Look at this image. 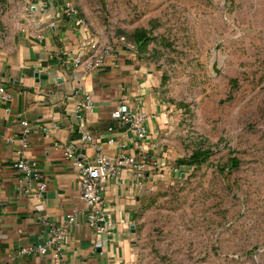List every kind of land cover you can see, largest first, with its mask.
Listing matches in <instances>:
<instances>
[{
	"label": "rangeland",
	"instance_id": "1",
	"mask_svg": "<svg viewBox=\"0 0 264 264\" xmlns=\"http://www.w3.org/2000/svg\"><path fill=\"white\" fill-rule=\"evenodd\" d=\"M69 1L164 103L173 158L121 264H264V0ZM25 11L0 0V54Z\"/></svg>",
	"mask_w": 264,
	"mask_h": 264
},
{
	"label": "crops",
	"instance_id": "2",
	"mask_svg": "<svg viewBox=\"0 0 264 264\" xmlns=\"http://www.w3.org/2000/svg\"><path fill=\"white\" fill-rule=\"evenodd\" d=\"M24 16L0 54V264H59L51 250L20 251L30 242H45L51 224L66 225V264L127 262L136 251L138 211L161 172L148 171L142 188L130 168L104 178L110 223L99 230L87 223L88 206L78 186L80 168L66 150L70 147L83 164L92 162L100 149L81 138L87 130L110 156L149 153L167 167L173 157L163 141L164 103L141 65L119 49L97 70L73 68V52L94 37L78 15L65 11L64 0H26ZM36 71L48 77L37 80ZM87 94L90 105L85 103ZM122 101L149 113L146 137L139 138L112 116ZM23 119L32 125L24 152L19 151ZM21 155L39 161V178L21 182V172L13 166Z\"/></svg>",
	"mask_w": 264,
	"mask_h": 264
},
{
	"label": "built area",
	"instance_id": "3",
	"mask_svg": "<svg viewBox=\"0 0 264 264\" xmlns=\"http://www.w3.org/2000/svg\"><path fill=\"white\" fill-rule=\"evenodd\" d=\"M64 9L67 13L78 15V22L85 23V19L79 11L77 5L69 0H64ZM107 44H102L99 40L93 38L77 52L72 54L73 68L81 67L84 71L91 72L104 66L107 59L115 53ZM9 95V93H8ZM86 104L90 105L91 95H86ZM112 116L119 119L124 124L128 125L139 138H144L148 135V119L149 113L141 107H130L128 102H120L112 111ZM23 130L21 134V149L28 146L29 137L32 130V125L27 119L22 120ZM81 138L90 143H95L98 149L94 160L83 164L76 156L74 151L69 147L66 150L67 156L72 159V162L80 168L78 177V186L81 199L87 204L86 211L87 223L99 230L106 228L105 224L109 222L105 212V195L103 193L102 180L107 176L118 175L123 169L130 168L134 171L138 179V186L144 187L143 179L146 173L150 170L161 172L164 164L157 156L144 153L140 156L121 151L115 156H110L101 150V145L97 144L93 133L87 130L81 131ZM11 139V138H10ZM113 140V138H111ZM156 146H158L156 144ZM13 166L17 167L21 172V182H30L32 179L40 177L39 161L35 158L26 155L19 156L13 161ZM46 183L42 181L41 188H45ZM26 191V188H24ZM75 217L70 216L69 220L73 221ZM110 223V222H109ZM65 224H51L50 234L45 242H30L22 246V253H45L51 250L55 259L59 264H66L64 261V246H65ZM11 264V263H4Z\"/></svg>",
	"mask_w": 264,
	"mask_h": 264
},
{
	"label": "water",
	"instance_id": "4",
	"mask_svg": "<svg viewBox=\"0 0 264 264\" xmlns=\"http://www.w3.org/2000/svg\"><path fill=\"white\" fill-rule=\"evenodd\" d=\"M35 76H36L37 80H40V78H46V77H48V74H46V73H40V72L36 71L35 72Z\"/></svg>",
	"mask_w": 264,
	"mask_h": 264
},
{
	"label": "trees",
	"instance_id": "5",
	"mask_svg": "<svg viewBox=\"0 0 264 264\" xmlns=\"http://www.w3.org/2000/svg\"><path fill=\"white\" fill-rule=\"evenodd\" d=\"M188 165V164H187Z\"/></svg>",
	"mask_w": 264,
	"mask_h": 264
}]
</instances>
